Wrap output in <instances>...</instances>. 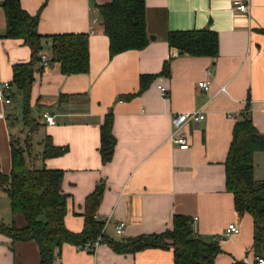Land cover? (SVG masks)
I'll use <instances>...</instances> for the list:
<instances>
[{"label":"crops","instance_id":"crops-1","mask_svg":"<svg viewBox=\"0 0 264 264\" xmlns=\"http://www.w3.org/2000/svg\"><path fill=\"white\" fill-rule=\"evenodd\" d=\"M111 1L20 0L21 8L37 18L41 36L86 34L89 52L88 71L66 75L59 63L49 61L50 41H42L30 94L39 128L31 134L28 165L63 171L61 189L68 195L64 225L73 233L83 228L85 197L102 182L97 215L101 221L108 220L107 239L161 233L171 229L174 216L182 215L190 218L196 238L217 243L220 253L214 264H253L252 219L234 210L233 196L225 189L224 162L234 124L246 105L253 125L264 135V0H145L147 47L112 57L98 10ZM241 4H248L247 12L239 10ZM3 6L0 0V84L10 83L14 65L30 61V50L22 40L3 36ZM203 29L217 35L215 58L180 55L165 41L167 31ZM165 62L168 76L159 75ZM141 74L157 77L140 95L120 97L137 92ZM201 81L208 82L207 91L198 87ZM160 88L165 89L164 96ZM15 104L21 105L22 112L20 101L0 104L4 116L0 118V171L4 175L11 169V137L22 124L16 126L19 119L11 120L17 113ZM193 111L204 119L179 129L172 124L174 115ZM109 112L116 143L112 160L102 165L99 129ZM43 114L52 116L54 125H48ZM173 135L182 136L187 149L174 144ZM47 136L67 151L41 161V141ZM36 146L40 147L37 153ZM253 177L264 180V152L253 155ZM7 201L10 215L0 221L22 227V217L12 216L8 197ZM117 223L124 224L122 235L115 232ZM232 223L239 233L226 236ZM0 264H41L36 243L13 242L0 234ZM53 264H173V254L160 248L117 254L105 243L89 253L64 244L55 250Z\"/></svg>","mask_w":264,"mask_h":264},{"label":"trees","instance_id":"trees-1","mask_svg":"<svg viewBox=\"0 0 264 264\" xmlns=\"http://www.w3.org/2000/svg\"><path fill=\"white\" fill-rule=\"evenodd\" d=\"M5 15L4 37L20 39L30 50V61L12 67L10 98L22 104L21 123L27 129L22 142L17 136L10 141L11 169L8 175L0 171V190L9 199L12 216L20 215L24 225L17 227L14 221L5 225L0 221V234L13 242L34 241L39 250L41 264H53L55 250L64 244L84 249L98 238L117 254H134L148 248L171 250L173 264H214L220 253L216 242L204 243L193 234L190 218L176 215L172 227L161 233L141 234L133 238L115 241L105 236L104 221L98 218L104 184L99 182L85 197L83 228L78 233L66 229L67 194L61 189L62 170L34 168L28 165L31 146L28 139L39 128L30 107L31 85L34 67L40 60L44 40L50 42V62H57L63 74H83L89 69L88 36L86 34H58L41 36L37 31V18L26 13L20 0H3ZM145 0H112L98 6L99 20L109 43L112 57L128 51H139L147 47L149 40L145 24ZM165 41L180 55L215 58L218 39L210 29L165 33ZM159 75H169L168 62L163 64ZM154 74H141L137 92L125 99L143 93L153 80ZM64 96H61V98ZM8 118L11 115L7 116ZM113 115L104 116L100 126L99 155L102 165L113 158L116 139L112 133ZM40 160L64 155L66 147L55 146L47 136L41 141ZM264 152V135L252 123L246 105L244 113L235 122L232 140L225 158V189L233 196V207L239 215L248 214L253 223L252 251L256 258L264 259V180L253 177V155ZM28 153V162L25 154ZM89 253L91 250L87 249Z\"/></svg>","mask_w":264,"mask_h":264},{"label":"built area","instance_id":"built-area-1","mask_svg":"<svg viewBox=\"0 0 264 264\" xmlns=\"http://www.w3.org/2000/svg\"><path fill=\"white\" fill-rule=\"evenodd\" d=\"M248 4H241L239 5V10L241 12H247L248 11ZM96 23V19H93L92 20V24H95ZM90 29L92 30V26L90 27ZM41 60L46 64L47 61H46V58L44 56L41 57ZM198 87L201 88L203 91H207L209 89V84L208 82H204V81H201L199 82L198 84ZM10 90H11V87H10V84L9 83H2L0 84V104L2 105H5V106H8L11 104L12 100L10 98ZM161 92H162V95L164 96V92H165V89L164 88H160ZM224 90V87L221 88V91ZM3 114L1 113L0 114V118H3ZM42 119L48 124V125H54L55 121H54V118L48 114H43L42 115ZM204 119V116L198 112V111H193V112H185V113H180V114H176L172 117V124L177 128H181L182 125H184L185 123L187 122H192V123H198L199 121L203 120ZM171 141L178 145V147L180 149H187L188 145L185 141V139L182 137V136H171ZM108 223V220L104 222V228L103 230L105 229V226L106 224ZM115 232L118 234V235H122L123 232H124V224L123 223H117L115 225ZM239 233V228L238 226L235 224V223H232V224H229L228 227L226 228V231H225V235L226 236H229V235H235V234H238ZM100 238L97 239V241L89 246V245H86L84 247L85 250L89 249L91 250H95L98 246H100V242H99ZM253 264H264V259L263 258H255V261Z\"/></svg>","mask_w":264,"mask_h":264},{"label":"rangeland","instance_id":"rangeland-1","mask_svg":"<svg viewBox=\"0 0 264 264\" xmlns=\"http://www.w3.org/2000/svg\"><path fill=\"white\" fill-rule=\"evenodd\" d=\"M15 109L17 113L21 112V105L20 104H15ZM17 113L15 114V117H13L11 120H13V122L15 121L14 119H19V121L16 123V126L21 123V113L17 115ZM26 132L27 129L23 128V125L21 124V126H19L17 128V130H15L14 136H17L18 139L22 142L23 140H25L24 138H26ZM32 137L29 140L28 139V143L30 144V146H32ZM40 149V147L36 146L35 147V153L38 152V150ZM26 156V160L28 161V153L25 154ZM10 213H9V209H8V201H7V197L6 195L1 192L0 193V219L5 221L8 219Z\"/></svg>","mask_w":264,"mask_h":264},{"label":"water","instance_id":"water-1","mask_svg":"<svg viewBox=\"0 0 264 264\" xmlns=\"http://www.w3.org/2000/svg\"><path fill=\"white\" fill-rule=\"evenodd\" d=\"M151 39V38H150Z\"/></svg>","mask_w":264,"mask_h":264}]
</instances>
